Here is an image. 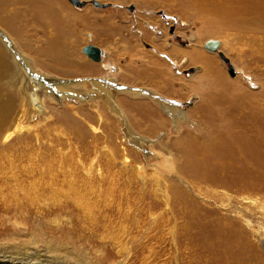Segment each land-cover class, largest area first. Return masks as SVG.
Returning <instances> with one entry per match:
<instances>
[{
	"label": "rangeland",
	"instance_id": "obj_1",
	"mask_svg": "<svg viewBox=\"0 0 264 264\" xmlns=\"http://www.w3.org/2000/svg\"><path fill=\"white\" fill-rule=\"evenodd\" d=\"M92 1L108 7L96 8ZM40 4L68 16L75 50L68 71L40 70L48 66L41 47L26 43V33L2 9L0 30L23 55L40 59L38 70L75 85L87 83L88 93L57 94L50 85L56 80L41 77L57 101L46 99L48 113L21 120L20 137L1 140L0 241L27 242L33 235L69 250L56 264H264V0ZM115 16L125 24L121 42L107 31ZM138 26L150 39L130 36ZM209 39L220 41L218 51L235 76L217 53L204 50ZM154 43L177 55L182 66L170 71L166 56L159 55L164 60L155 64L165 76L142 72L158 55ZM87 45L102 49L101 63L82 54ZM191 53L206 60L193 63ZM203 65L215 80L226 81L227 98L205 95L208 85L197 81ZM113 79L119 83L106 92L91 84L110 88ZM181 83L188 85L187 93ZM123 87L145 92L142 100L176 106L187 121L174 123L156 105L167 122L152 127L131 106L135 100L121 94ZM95 96L97 102H90ZM205 139L216 142L212 153L200 144Z\"/></svg>",
	"mask_w": 264,
	"mask_h": 264
},
{
	"label": "bare ground",
	"instance_id": "obj_2",
	"mask_svg": "<svg viewBox=\"0 0 264 264\" xmlns=\"http://www.w3.org/2000/svg\"><path fill=\"white\" fill-rule=\"evenodd\" d=\"M40 1L41 0H38V2H36V0H0V9L3 10L7 18L10 19L11 23L15 22L19 26V31L21 34L26 33L25 34L26 43L27 42L30 43L32 47L33 46L41 47L39 49H41V54L44 60L46 61L45 64H48V66L41 65L42 63L40 62V59H37V57L35 58L33 56H29L26 54L23 55L21 51L18 50L11 36L9 35L10 37H8V34H6L3 30H0V142L4 138L3 144L8 142L9 139L12 137V135H15V136L19 135L20 137L22 130L18 129V126L21 120H25L29 118L32 119L34 115L36 114L43 115L45 113H48L45 100L49 99L52 101H57L56 100L57 98H53V99L51 98L50 96L52 94L50 93L51 91L48 92L51 89V87H54V91L57 92V94H60L63 92V94L68 95V97L75 96V95L78 97H81L82 94L88 93L87 83L85 84L84 82L83 83L79 82V84L75 85L76 82L70 83L65 80H60L59 78H57V76L46 74L40 71V70H43V71H48L50 73H59L63 69L68 71L69 67H72L75 63L74 56H73V53L75 50L72 47L73 41L71 40V37H70L71 35L69 33V30L67 29L68 16L62 15L61 13L56 12L54 9L50 8L49 6L41 5ZM85 2H87V0H85ZM76 8H79V7H76ZM118 20L120 22L117 21L116 16H115L113 20L114 23L112 22L109 25L110 29L107 30L108 33L111 34V36L113 37H118V36L120 37L119 33L125 28L124 27L125 24H121L120 17H118ZM140 23L141 21L138 24ZM142 29H143L142 27L138 26V30L136 31V34L130 35V36L133 39L136 38L137 41L139 42H142L143 39L145 38L150 39L149 37L150 32H148V35H147V32H145ZM107 31L103 30L102 32L105 33ZM121 39L122 37H120L118 41L121 42ZM217 41L219 42V47H220L221 43L219 40ZM154 47H155V51L158 52L157 53L158 55L156 56L149 55L151 56V58H153V66L151 67V69H147V68L141 69L142 72L144 73L149 72L150 75H155L159 77L165 76V69H161V70L157 69L159 67L155 64V62L162 64L164 60V59H159L160 58L159 55L166 56L167 59L164 60V62L165 64H170L169 65L170 71L174 67L182 66V63L180 64V62L177 61V58H179L177 55H173L171 52L170 53L166 52L167 50L162 52V50H160L159 48L160 46L158 47L156 44L154 45ZM219 47L217 48V52H219L218 51ZM99 49L101 50V61L97 63H101L102 58H103V51L101 48ZM146 54L148 55V53ZM188 60H190L191 62L193 61V63L195 62L204 63L203 61L206 59H204L202 56L199 57L196 53H191V57ZM37 64L41 65L42 67H46L47 70L38 68L36 66ZM228 65H231L229 61H228ZM37 68L40 70H38ZM202 69L203 71L200 77H198L197 81L208 85V90L205 95H208V96L212 95L215 98L216 97L217 98H227L229 91L227 90L226 81L224 79H217V78L215 80L214 75H210V71L209 69L205 67V65H203ZM205 69H207L208 72ZM231 76L233 77L235 76V74ZM41 77H43L45 80L51 78V80L55 79L56 81L52 83L49 81L51 87H47L46 85L44 86V84L41 83L42 81H45ZM171 78L172 80H178L176 76L175 77L172 76ZM127 79H125V81ZM131 79L136 80V81L140 80L137 77H131ZM118 81L119 79L111 80L108 83L111 85L110 88L107 86L96 84L94 80L93 82L91 81V84L93 85L94 90H98V91L104 90L106 92L108 90L113 89L112 86L114 84L119 83ZM167 83L169 85L168 80H167ZM131 86H135V85L131 84ZM180 87L183 92L185 90H188V85L186 83H181ZM191 89L189 88L190 91ZM121 90H122L121 94L123 93L128 94L131 96V98L135 100L133 101L134 104L132 103L133 105L131 104V106L135 108L134 110L137 113V115L145 119L146 122L151 124V126L154 128L159 129L160 127H163L167 122V120L165 119L166 117L164 118L161 115L160 108H162V110H164L165 112L171 115L174 123L176 122L178 123L179 120L187 121L185 114H183L176 106L172 104L165 103L164 101L163 102L162 101L152 102L150 99L142 100L138 97L142 94L144 95L145 92L137 91L133 88L123 87V89ZM150 91L154 95L166 101L174 100L173 98L171 99L168 98L167 96H165L164 93H161L160 91L153 90V89ZM175 93H177L180 97L188 96V94H185V93L183 94L181 93L179 94V92H175ZM97 98L99 97L97 96L91 97L90 102H97ZM187 98H189V96ZM80 100L81 99L79 98V101ZM177 100L180 102L183 101L182 98H177ZM219 101L223 102L222 100H219ZM80 103H83V100H81ZM156 105L160 107L159 108L160 112L159 110H157L158 108L156 109ZM115 110L118 112L117 108H115ZM98 112H99V109H98ZM101 115H104V114H101ZM61 117L64 118V120L66 121L72 120V119H68L66 115L65 116L61 115ZM11 130H14V131L11 133ZM139 139L142 141L144 140L142 138H139ZM205 140L200 142V144L203 147H206L208 149V153H212L216 142H214L213 140H209V139H205ZM189 150H190V146H189ZM188 154L189 153H187V155ZM196 164L198 165V163ZM203 166H202V169L204 168ZM14 182H16V185H18L17 179L14 178ZM25 188L26 187H23L21 191H25ZM38 192H40V190ZM34 238L35 237H33L32 235L30 237V240L27 242L21 241V239H17V241H15L14 243H12L11 240H8V242L4 240L0 241V264H25L27 262L29 264H48V263L56 264L55 262L58 259H61L60 258L61 256L69 255V250L62 248L61 246H58V245L54 246V244L47 243V242H46L47 244L46 243L43 244L45 241L41 243L35 240Z\"/></svg>",
	"mask_w": 264,
	"mask_h": 264
},
{
	"label": "water",
	"instance_id": "obj_3",
	"mask_svg": "<svg viewBox=\"0 0 264 264\" xmlns=\"http://www.w3.org/2000/svg\"><path fill=\"white\" fill-rule=\"evenodd\" d=\"M67 1L72 6L79 7V8H81L85 4V0H81V1L80 0H67ZM92 4L93 6L97 8H101V9L108 7V4H99L97 1H93ZM218 47H219V42L217 40H212V39L207 40L203 45L204 50L211 52V53L217 52ZM81 52L93 62L101 61V50L94 45H87V46L82 47ZM217 54L220 60H222L225 64H228V60L224 57V55L221 52H217ZM228 73L230 75L235 74L234 69L231 65H228Z\"/></svg>",
	"mask_w": 264,
	"mask_h": 264
}]
</instances>
